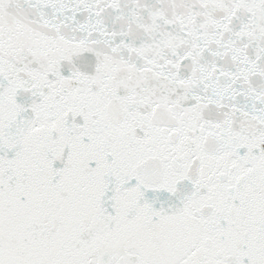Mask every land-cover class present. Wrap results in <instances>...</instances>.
<instances>
[{
  "label": "snow or ice",
  "instance_id": "obj_1",
  "mask_svg": "<svg viewBox=\"0 0 264 264\" xmlns=\"http://www.w3.org/2000/svg\"><path fill=\"white\" fill-rule=\"evenodd\" d=\"M0 264H264V0H0Z\"/></svg>",
  "mask_w": 264,
  "mask_h": 264
}]
</instances>
